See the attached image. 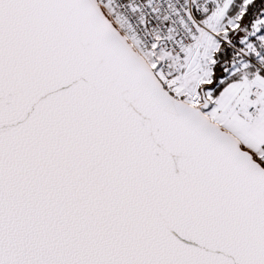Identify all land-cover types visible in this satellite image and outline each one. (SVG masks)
I'll list each match as a JSON object with an SVG mask.
<instances>
[{
  "label": "snow or ice",
  "instance_id": "6c2138e0",
  "mask_svg": "<svg viewBox=\"0 0 264 264\" xmlns=\"http://www.w3.org/2000/svg\"><path fill=\"white\" fill-rule=\"evenodd\" d=\"M0 264H264V0H0Z\"/></svg>",
  "mask_w": 264,
  "mask_h": 264
}]
</instances>
